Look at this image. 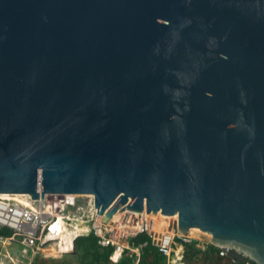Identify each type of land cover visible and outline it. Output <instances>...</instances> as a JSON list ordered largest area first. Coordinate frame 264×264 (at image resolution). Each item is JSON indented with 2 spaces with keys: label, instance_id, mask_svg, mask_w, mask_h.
I'll use <instances>...</instances> for the list:
<instances>
[{
  "label": "water",
  "instance_id": "obj_1",
  "mask_svg": "<svg viewBox=\"0 0 264 264\" xmlns=\"http://www.w3.org/2000/svg\"><path fill=\"white\" fill-rule=\"evenodd\" d=\"M0 194L264 264V0H0Z\"/></svg>",
  "mask_w": 264,
  "mask_h": 264
},
{
  "label": "built area",
  "instance_id": "obj_2",
  "mask_svg": "<svg viewBox=\"0 0 264 264\" xmlns=\"http://www.w3.org/2000/svg\"><path fill=\"white\" fill-rule=\"evenodd\" d=\"M42 201H33L27 195L7 194L6 198H0V245L20 246L22 257L33 256L38 251L44 253V246L50 241L52 235L74 233L73 242L80 237L91 236L93 242L100 248H112L110 260L117 262L125 251L137 254L138 249L132 250L128 246V238L139 234H145L157 251L166 258L167 264H171L172 254H176L175 246L179 248L183 244H191L192 239L187 234L180 235L173 222L167 221L165 227L153 225L150 217L144 212L141 216L132 217L129 228L122 224L123 216L118 209L112 220L103 222L97 217L93 206L92 197L86 205L77 204V197L67 195H48ZM59 197V198H58ZM122 215V216H121ZM130 218V217H129ZM58 224L56 232L52 229ZM88 224L89 227L86 225ZM154 226V227H153ZM2 230L9 231L8 235L2 234ZM213 246V245H212ZM219 257L224 264H250L240 262L230 256L229 248L216 247ZM72 248V246H71ZM139 255V253L137 254ZM170 261V263H169Z\"/></svg>",
  "mask_w": 264,
  "mask_h": 264
},
{
  "label": "rangeland",
  "instance_id": "obj_3",
  "mask_svg": "<svg viewBox=\"0 0 264 264\" xmlns=\"http://www.w3.org/2000/svg\"><path fill=\"white\" fill-rule=\"evenodd\" d=\"M46 199H50V197L47 196ZM89 200L90 198L88 196H80L76 199L77 204L79 205H86ZM160 217L161 216H158L157 219L151 221L157 228H159L164 223V221L167 222L169 220L170 222H173L174 225H176V220L173 218L165 220ZM164 225L162 227H165ZM86 226L89 227L88 224ZM187 235L192 239V243H196V248H185V244L177 248L179 245L178 244L174 247L178 257L176 258V254H172L171 256H173V259L171 264H206L204 260L206 254L208 253L207 248L209 245H211L210 237L200 231L190 232L189 234L187 233ZM137 236L138 235L128 238L127 242L129 249H137ZM44 249V253L38 251L33 256L28 254L27 256L22 257L19 244L13 243L12 245H0V264H144L142 263V255L141 251L139 250L137 252L139 255L128 251L130 254H126L117 262H112L110 260L106 261L104 258V253L89 244H84L74 249L73 242L72 248L68 252H62L59 251L58 241L50 240L44 246ZM167 263L168 262L166 261V258L164 263L161 262V264Z\"/></svg>",
  "mask_w": 264,
  "mask_h": 264
},
{
  "label": "trees",
  "instance_id": "obj_4",
  "mask_svg": "<svg viewBox=\"0 0 264 264\" xmlns=\"http://www.w3.org/2000/svg\"><path fill=\"white\" fill-rule=\"evenodd\" d=\"M2 234L8 235L9 231L2 230ZM137 237H138L137 238L138 241L136 242V248L139 251H141L142 263H144V264H161V262L164 263L165 257H163L157 251V249L151 245L150 239L148 238L147 235L139 234ZM84 244H89V245L95 247L97 250L104 253V258L106 261L110 260V256L112 254V248L111 247L110 248H100L96 245L95 242H93V238L91 236H87V237L77 238L74 241V249H76L77 247H80L81 245H84ZM195 244H196L195 242H193L191 244H185L184 247L185 248L186 247L196 248ZM207 249H208V253L206 254L205 260H204L206 264H224L223 260L219 257L218 252H217L215 247H213L212 245H209ZM126 254H130V253L128 251H125L122 254V256L120 257V259L123 258ZM230 256L236 258L240 262H248L250 264H253L252 262H250L247 259L243 258L242 256L238 255L234 251H230Z\"/></svg>",
  "mask_w": 264,
  "mask_h": 264
},
{
  "label": "bare ground",
  "instance_id": "obj_5",
  "mask_svg": "<svg viewBox=\"0 0 264 264\" xmlns=\"http://www.w3.org/2000/svg\"><path fill=\"white\" fill-rule=\"evenodd\" d=\"M6 195L7 194H0V198H6ZM67 196H70V195H67ZM121 214L123 215V216L121 215L122 216L121 217L122 224H125V227L126 228H129L130 227V224H131V221H132V217L133 218H137L136 216L127 215L125 212H122ZM158 216H160V215H157L156 218H153V219L150 218V219L154 221L155 219L158 218ZM112 218H113V221H114V216ZM112 218H110L108 221L112 220ZM162 218L165 219V220L170 219V218H173L174 220H176V216H173V217H162ZM166 223L167 222L164 221V223L161 226H163L164 224L166 225ZM57 228H58V224H55V226L52 228L54 230L53 232H56V229ZM195 231H199V230H197V229H190L187 233L189 234L190 232H195ZM74 235H75L74 233H68V232H66V234H64V233L61 234V232H59L57 236L52 235L51 238H50V240H57L58 241L59 251L68 252L71 249L72 239H73V236Z\"/></svg>",
  "mask_w": 264,
  "mask_h": 264
}]
</instances>
